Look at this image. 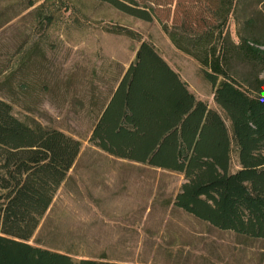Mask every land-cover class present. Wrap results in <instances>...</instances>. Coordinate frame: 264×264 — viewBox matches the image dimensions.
Here are the masks:
<instances>
[{"label": "rangeland", "instance_id": "1", "mask_svg": "<svg viewBox=\"0 0 264 264\" xmlns=\"http://www.w3.org/2000/svg\"><path fill=\"white\" fill-rule=\"evenodd\" d=\"M29 1L0 0V98L22 122L58 129L81 144L34 236L39 246L70 248L75 260L103 255L132 264H264V239L218 230L173 206L182 174L111 156L90 142L102 106L143 41L189 92L217 109L198 63L162 29L178 24L184 10L198 12L199 3L156 0L155 18L146 22L99 0ZM239 1L223 28L234 41L236 18L264 13V0ZM231 70L248 89L249 66L236 63ZM238 167L233 151L231 170Z\"/></svg>", "mask_w": 264, "mask_h": 264}, {"label": "trees", "instance_id": "2", "mask_svg": "<svg viewBox=\"0 0 264 264\" xmlns=\"http://www.w3.org/2000/svg\"><path fill=\"white\" fill-rule=\"evenodd\" d=\"M99 1L146 22L159 6L156 0ZM181 1L199 3L200 10H184L178 24L162 29L178 51L198 63L217 109L190 93L143 41L122 80L124 95L110 105L111 115L106 110L90 142L110 155L182 174L174 207L218 230L264 239V13L236 18L234 41L223 28L239 0ZM236 63L250 68L248 89L232 73ZM124 108L128 112L122 114ZM123 117L137 129L120 125ZM80 147L58 129L22 122L0 98V264H132L103 255L75 260L70 248H43L34 238ZM233 151L239 166L234 171Z\"/></svg>", "mask_w": 264, "mask_h": 264}, {"label": "crops", "instance_id": "3", "mask_svg": "<svg viewBox=\"0 0 264 264\" xmlns=\"http://www.w3.org/2000/svg\"><path fill=\"white\" fill-rule=\"evenodd\" d=\"M135 55H136V53H135ZM161 58L167 63V65L174 71V72H176L177 73V71L161 56ZM134 60H135V57H134V59H133V61H131L130 63H128V65L126 66V68H125V70H124V72H123V74L119 77V79H118V81L116 82V84H115V86L113 87V89H112V91H111V93H110V95H109V97H108V99L106 100V102L104 103V105L102 106V108H101V110H100V112H99V114H98V116H97V118H96V121H95V125H94V127L99 123V121H100V119L102 118V117H104L103 115H104V113L106 112V110L108 109V111H109V114L110 113H112L110 110H112V105H113V103H114V101H116L117 99H119L120 98V96L121 95H124V91H126V89H127V85H125V86H123L122 85V80H123V78H124V76H125V73H126V71L128 70V68H129V66L134 62ZM178 74V73H177ZM179 76V75H178ZM179 78H180V76H179ZM180 80L182 81V79L180 78ZM183 82V81H182ZM187 88V87H186ZM189 91V90H188ZM191 93V92H190ZM111 105V106H110ZM114 106V105H113ZM113 109H114V107H113ZM127 113L128 111H127V109L126 108H124V109H122V114L123 113ZM111 115V114H110ZM127 115V114H126ZM128 120V119H127ZM118 123L120 124V125H125V126H127V129H129V130H133V131H135L137 128L136 127H134L130 122H128L127 123V121L125 120V118L123 117V118H121L120 120H118ZM129 125V126H128ZM132 126V127H131ZM94 127H93V129H94ZM111 156H114V155H111ZM114 157H116V156H114ZM117 158H119V157H117ZM120 159H123V158H120ZM125 160H128V161H131V162H135V163H139L137 160H130V159H125ZM184 182V181H183ZM208 224V223H207Z\"/></svg>", "mask_w": 264, "mask_h": 264}]
</instances>
